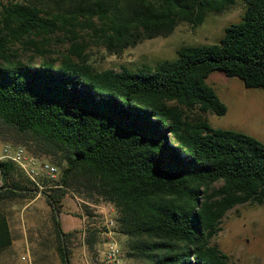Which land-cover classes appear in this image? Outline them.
<instances>
[{
    "label": "trees",
    "instance_id": "1",
    "mask_svg": "<svg viewBox=\"0 0 264 264\" xmlns=\"http://www.w3.org/2000/svg\"><path fill=\"white\" fill-rule=\"evenodd\" d=\"M236 1L0 3V137L61 172L58 182L33 181L16 164L0 163V258L13 243L3 207L41 197L50 228L48 237L40 231L34 241L32 264L46 261L49 240L60 264H71L76 236L91 251L102 234L92 225L100 214L84 207V230L71 232L57 220L71 190L114 209V233L124 237L126 258L137 264H230L211 240L235 206L264 205V144L209 125L206 114L224 115L226 107L206 78L219 71L264 91V0H242L241 21L226 27L217 44L182 46L175 60L137 71H99L76 44L58 65L23 62L12 48L96 18L94 33L105 50L121 55L171 35L181 23L195 29Z\"/></svg>",
    "mask_w": 264,
    "mask_h": 264
},
{
    "label": "rangeland",
    "instance_id": "2",
    "mask_svg": "<svg viewBox=\"0 0 264 264\" xmlns=\"http://www.w3.org/2000/svg\"><path fill=\"white\" fill-rule=\"evenodd\" d=\"M16 1L26 2L27 0H0V3ZM245 9V3L237 0L235 5L225 12L209 14L195 29L181 23L171 35L145 40L135 47L128 48L121 55L109 54L105 50L101 40L94 33V30L100 26L96 18L89 22L79 19L82 27L76 26L71 32L67 25L48 35L39 34L30 37L16 43L12 49L15 51V56L23 62L35 65L41 63L58 65L64 55H69L71 45L76 44L78 51L99 71L107 69L117 72L122 69L137 71L142 66H154L162 61L175 60L177 51L182 46L217 44L224 35L226 27L241 21ZM88 24L90 27L87 26ZM71 57L75 58V55ZM206 83L212 86L226 107L224 115L206 114L209 125L213 129L231 130L249 135L264 144V91L246 88L238 78L227 77L219 71L211 72L206 78ZM1 137L0 149L4 144L18 146L3 142ZM9 138L7 134L4 135V139ZM44 162L52 164L49 160L44 159ZM60 174L58 168L56 182ZM38 178L47 179L44 176H36L35 180ZM50 184L52 183L49 182ZM85 196V192L77 193L68 190L61 202L59 220L62 229L65 232H71L84 230L86 226L84 207H89L101 215L100 218L92 221V225L102 229V234L98 237L99 240L94 248L88 251L83 245L82 236H76L70 245V259L71 264H102L106 241H114L125 250L124 237L114 233L113 224L109 227L112 233L110 238H105L104 231H108L106 225L108 221L113 220L114 209L105 204L94 205L86 201ZM31 203L11 201L3 207L10 225L13 243L1 255L0 264H32L31 249L35 248L37 251L38 248L34 241L40 237V231L44 237H48L50 209L42 197ZM28 204L30 205L27 207ZM211 243L228 257L230 264H264V205L243 204L229 210L222 218L221 231L212 238ZM45 245L46 261H41L42 264H60L52 240ZM125 264L137 263L127 258Z\"/></svg>",
    "mask_w": 264,
    "mask_h": 264
},
{
    "label": "built area",
    "instance_id": "3",
    "mask_svg": "<svg viewBox=\"0 0 264 264\" xmlns=\"http://www.w3.org/2000/svg\"><path fill=\"white\" fill-rule=\"evenodd\" d=\"M11 162L16 164L33 181L36 176H44L50 181H55L58 176V168L47 162H39L26 154L21 147L5 145L0 151V163ZM113 220L107 222L108 231L104 233L106 239L111 236L109 227L113 226ZM127 260L125 251L114 241L108 240L104 244L102 264H125Z\"/></svg>",
    "mask_w": 264,
    "mask_h": 264
},
{
    "label": "crops",
    "instance_id": "4",
    "mask_svg": "<svg viewBox=\"0 0 264 264\" xmlns=\"http://www.w3.org/2000/svg\"><path fill=\"white\" fill-rule=\"evenodd\" d=\"M1 149H2V148H1ZM1 149H0V150H1ZM30 204H32V203H30ZM30 204H28L27 207H28ZM81 221H82V223H83V218L81 219Z\"/></svg>",
    "mask_w": 264,
    "mask_h": 264
},
{
    "label": "water",
    "instance_id": "5",
    "mask_svg": "<svg viewBox=\"0 0 264 264\" xmlns=\"http://www.w3.org/2000/svg\"><path fill=\"white\" fill-rule=\"evenodd\" d=\"M57 220H59V216H57ZM66 261H67V258H66Z\"/></svg>",
    "mask_w": 264,
    "mask_h": 264
}]
</instances>
